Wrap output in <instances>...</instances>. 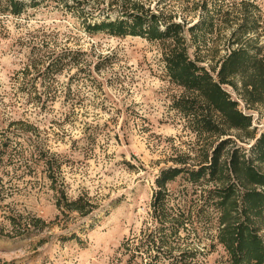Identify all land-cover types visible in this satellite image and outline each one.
Masks as SVG:
<instances>
[{"label": "rangeland", "instance_id": "obj_1", "mask_svg": "<svg viewBox=\"0 0 264 264\" xmlns=\"http://www.w3.org/2000/svg\"><path fill=\"white\" fill-rule=\"evenodd\" d=\"M22 1L19 16L0 13V264H147L135 248L155 225L156 177L170 166L198 165L221 141H229L223 154L234 145L248 150L247 135L264 132V107L246 105L224 85L251 127L199 135L173 105L190 95L164 70L173 41L89 33L81 15L98 21L102 11L120 8L111 0ZM206 1L130 2L180 23L188 56L210 72L235 47L237 24L251 29L242 40L250 39L264 57V0H225L213 12L212 31L193 38L187 28L205 14L203 6L210 9ZM56 60L61 70L45 77ZM50 159L53 173L45 166ZM166 187L174 211L190 213L197 229L188 242L180 229L172 255L192 249L193 264H229L216 227L194 218L201 190L179 177ZM57 190L69 199L82 195L95 209L63 215L55 206Z\"/></svg>", "mask_w": 264, "mask_h": 264}, {"label": "trees", "instance_id": "obj_2", "mask_svg": "<svg viewBox=\"0 0 264 264\" xmlns=\"http://www.w3.org/2000/svg\"><path fill=\"white\" fill-rule=\"evenodd\" d=\"M111 0V6L119 9L102 11V18L91 22L84 18L89 33H106L112 37L138 36L149 41H173V46L164 54V70L170 82L190 94L173 102L174 108L195 127L197 134L219 136L224 134L222 127L247 132L251 127V117L238 109V103L223 88L229 86L241 95L248 106L264 107V57L260 47L250 39L242 40L251 29L243 23L237 24L231 32V45L216 68L211 72L200 64L198 59H190L185 45L184 28L178 22L163 20L142 5L131 0ZM211 1L210 9L203 6L204 15L187 30L191 35L197 32H211L215 13L221 10L225 0ZM208 0L206 1V3ZM22 0H0V13L19 16L24 9ZM88 20V21H87ZM242 40V42L240 41ZM62 61L50 62L45 68V77L62 68ZM50 68L52 69L50 71ZM212 72H216L215 77ZM239 85V86H238ZM253 140L250 148L234 145L223 154L228 140L221 141L213 148L209 158L196 166H170L156 177L150 209L155 220L153 228L143 234L135 248L136 255H146L147 264H193L195 250H183L179 256L172 255V243L184 232L185 242L190 233L196 232L192 215L174 211L171 206L173 194L166 185L177 177L192 189H200L202 203L194 214L202 226L216 227L215 239L227 256L229 264H264V132L258 137L253 131L247 135ZM55 163L45 162L48 173H53ZM57 168L59 166L56 165ZM211 187L205 189L207 186ZM55 201L56 208L67 215L76 212L87 216L95 207L84 196L69 199L62 190ZM213 219L215 223L213 224ZM40 220H34V226ZM126 247L127 243H123ZM134 253L127 262H132ZM138 257V256H136ZM172 259V260H170Z\"/></svg>", "mask_w": 264, "mask_h": 264}]
</instances>
